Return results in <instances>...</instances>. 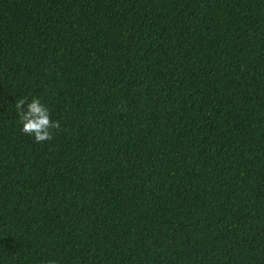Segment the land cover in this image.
Listing matches in <instances>:
<instances>
[{"label": "trees", "instance_id": "trees-1", "mask_svg": "<svg viewBox=\"0 0 264 264\" xmlns=\"http://www.w3.org/2000/svg\"><path fill=\"white\" fill-rule=\"evenodd\" d=\"M47 259L264 264V0H0V264Z\"/></svg>", "mask_w": 264, "mask_h": 264}, {"label": "clouds", "instance_id": "clouds-1", "mask_svg": "<svg viewBox=\"0 0 264 264\" xmlns=\"http://www.w3.org/2000/svg\"><path fill=\"white\" fill-rule=\"evenodd\" d=\"M17 124L20 131L30 135L34 141L42 142L53 138V129L59 122L51 118L49 107L38 97L20 96L14 101ZM42 264H58L55 259L43 260Z\"/></svg>", "mask_w": 264, "mask_h": 264}]
</instances>
